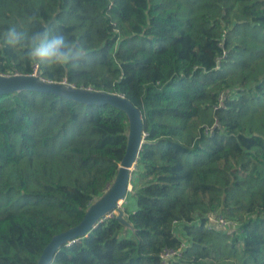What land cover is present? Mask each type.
<instances>
[{
  "label": "trees",
  "instance_id": "trees-1",
  "mask_svg": "<svg viewBox=\"0 0 264 264\" xmlns=\"http://www.w3.org/2000/svg\"><path fill=\"white\" fill-rule=\"evenodd\" d=\"M13 25L64 32L88 56L49 68L4 45L0 74L37 64L144 116L123 207L133 229L104 217L49 264H264V0H0V34ZM127 126L111 105L0 94V264H36L81 221L114 177ZM210 213L236 230L209 228Z\"/></svg>",
  "mask_w": 264,
  "mask_h": 264
},
{
  "label": "water",
  "instance_id": "water-1",
  "mask_svg": "<svg viewBox=\"0 0 264 264\" xmlns=\"http://www.w3.org/2000/svg\"><path fill=\"white\" fill-rule=\"evenodd\" d=\"M51 93L77 103L86 105H111L127 117L125 152L117 166L113 179L105 190L93 198L86 207L81 221L66 231L55 234L43 247L36 264H49L55 252L63 245L78 237L86 236L104 217L115 212L116 219L125 229L132 230L119 201L131 189V176L145 141L143 129L144 116L127 98L115 92L75 87L65 81H49L38 75L0 74V94L19 93L21 91Z\"/></svg>",
  "mask_w": 264,
  "mask_h": 264
},
{
  "label": "clouds",
  "instance_id": "clouds-1",
  "mask_svg": "<svg viewBox=\"0 0 264 264\" xmlns=\"http://www.w3.org/2000/svg\"><path fill=\"white\" fill-rule=\"evenodd\" d=\"M19 50V59L41 63L49 68L77 66L88 56L87 50L78 41L70 39L64 32L53 33L50 29L29 33L10 26L0 34V46Z\"/></svg>",
  "mask_w": 264,
  "mask_h": 264
},
{
  "label": "built area",
  "instance_id": "built-area-1",
  "mask_svg": "<svg viewBox=\"0 0 264 264\" xmlns=\"http://www.w3.org/2000/svg\"><path fill=\"white\" fill-rule=\"evenodd\" d=\"M30 75H38V76H40V74L38 72L37 64H35L33 66V70H32V73ZM127 204H128V201H127L126 196H125L123 199H121L119 201V205L118 206L123 209V207L125 205H127ZM112 214H115V212L110 213L108 216H111ZM210 214L208 216V222H207V226L209 228H214V229H219V230L228 228V229H232L233 231L236 230V225L232 221H229V220L225 219L220 214H214V213H210ZM72 241H74V240H72ZM72 241H70V242H72ZM184 247H185V243L183 242L181 244L180 248L177 249V250H165L162 253V255H161L162 262L165 263L169 258L175 257V255Z\"/></svg>",
  "mask_w": 264,
  "mask_h": 264
},
{
  "label": "rangeland",
  "instance_id": "rangeland-1",
  "mask_svg": "<svg viewBox=\"0 0 264 264\" xmlns=\"http://www.w3.org/2000/svg\"><path fill=\"white\" fill-rule=\"evenodd\" d=\"M226 229H228V228H226ZM226 229H222V230H226Z\"/></svg>",
  "mask_w": 264,
  "mask_h": 264
}]
</instances>
